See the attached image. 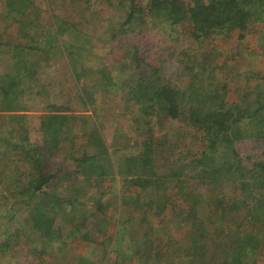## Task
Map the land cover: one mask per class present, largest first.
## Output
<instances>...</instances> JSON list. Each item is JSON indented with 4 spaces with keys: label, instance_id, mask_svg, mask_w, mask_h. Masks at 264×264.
I'll use <instances>...</instances> for the list:
<instances>
[{
    "label": "trees",
    "instance_id": "obj_1",
    "mask_svg": "<svg viewBox=\"0 0 264 264\" xmlns=\"http://www.w3.org/2000/svg\"><path fill=\"white\" fill-rule=\"evenodd\" d=\"M43 1L49 42L38 40L42 23L18 16L17 38L0 35V210L8 215L0 225L25 215L43 243L34 247L38 259L57 241L72 250L101 235L100 243H121L140 212L133 229L140 241L130 245L142 259L171 264L165 254L184 248L183 264H256L264 257V67L250 70L257 83L237 99L229 97L230 76L218 71L242 57L240 42L250 58L264 57V0H74L89 15L93 5L122 8L124 27L102 40L64 16V0ZM35 2L7 0L0 18ZM253 28L262 52L248 40ZM206 47L219 52L215 65L199 59ZM110 91L136 102L126 113H142L134 114L140 146L114 149L100 133L94 141L102 111L92 106L105 105ZM78 123L86 127L84 152L61 157ZM158 127L167 132L158 136ZM153 188L163 195L143 202ZM112 193L125 213L110 214ZM161 214L176 219L168 241L149 220Z\"/></svg>",
    "mask_w": 264,
    "mask_h": 264
},
{
    "label": "rangeland",
    "instance_id": "obj_2",
    "mask_svg": "<svg viewBox=\"0 0 264 264\" xmlns=\"http://www.w3.org/2000/svg\"><path fill=\"white\" fill-rule=\"evenodd\" d=\"M0 0V11L5 7L4 3H6L5 0ZM140 1V0H139ZM55 3L61 2V0H54ZM21 4V3H20ZM92 13L85 14L83 9H80L79 7H76L74 4V0H64L62 10H64L63 14L64 16H67V18H73L71 19L73 22H77V28H82L83 30L87 31L90 35H94V37L99 39H109L111 38L112 34L118 33V31L124 27V13L120 6H116L114 8L106 7L104 5H93L92 6ZM96 9V11H95ZM94 11L96 13H94ZM21 14H12L11 18L3 16L4 18H0V35L2 32L6 33L5 38H10V40L14 41L17 36L16 34L19 33L21 26L18 22H15L17 16L21 17L23 20L27 18L26 20H29L30 22H36V24L42 23L41 28H36L35 31L40 34L39 41L49 42L48 35L51 32V29L49 27V22L45 23V19H47L48 15L45 11V5L43 0H36L35 4L32 6V8H24L19 11ZM72 15V16H71ZM92 15V16H91ZM13 19V20H12ZM46 24V25H45ZM83 24V25H82ZM47 27V28H46ZM26 28H24L25 30ZM31 30H34V25ZM254 30H259V28L252 29V33L250 34L251 37H248V40H251L254 44V46L257 47V51L262 52L261 49H258V33L255 34ZM43 32V33H42ZM159 34V33H156ZM21 35V34H19ZM98 36V37H97ZM51 38V37H49ZM53 38V37H52ZM51 38V39H52ZM255 38V39H254ZM238 51L242 53V57H238L236 59V63L230 62L229 65L223 66L218 72L221 71L219 74L220 78H227L229 77V80H227L228 84V91L230 93V98H232V95H235V99L240 97V95L253 83H257L256 76L251 75L250 78V70H256L257 72L260 68L264 67V57L262 55H259L257 58L252 57L250 58L249 52H251V49L248 51L247 46L240 42L237 45ZM104 51L106 49L104 48ZM94 52L98 53L99 55H102V50L97 48L96 45L94 47ZM202 56H199L200 60H203V63H208L211 65L216 64V59L218 58V53L214 52L212 53V49L205 48L201 52ZM58 60V59H57ZM59 63V66H62ZM4 71L8 70L7 62L4 60ZM93 65V63H92ZM64 67V66H63ZM10 70V68H9ZM230 72L229 74H223L224 72ZM218 79L219 81L223 82L221 79ZM106 104L105 105H93L92 108L96 109L97 112L99 110L102 111V113H99L101 115V118L98 119L101 124L96 123L95 129H92L91 132L93 134L94 141L99 142V133L102 135L101 137L105 140L106 144L108 146H112L114 149L118 148L120 146H127L128 144H138L140 146V131L137 127V122L134 121V114H137L138 117L141 116V112L138 110L134 113L128 114L126 113V108L128 105L134 107L136 102L133 99H120L117 97V95H114L113 92L104 93ZM131 96V95H130ZM104 98V97H103ZM122 100V101H120ZM133 100V102H131ZM129 101V102H128ZM101 106V107H100ZM112 106V108H109ZM78 111L84 112L85 114L91 113L90 111H85L84 108H79L78 105ZM131 116V117H129ZM90 121V119H89ZM88 121V122H89ZM173 122H167V127L169 129H172L175 126ZM172 127V128H171ZM13 131L11 127H8ZM86 129L85 125L80 126L79 123L76 125L74 130L69 128L71 130L72 134H67L62 141L61 145V157H69L71 154L72 157L76 156V151L81 154V152H84L83 147L86 146L87 142L86 135L84 134V130ZM166 131L165 128H156L155 133L160 136L164 134ZM9 133V132H8ZM6 134V137H9V134ZM155 134V135H156ZM70 140H73L72 142ZM72 149V151H71ZM248 149V148H246ZM78 155V154H77ZM60 157V158H61ZM67 162H71L68 161ZM3 163L2 168H3ZM11 165V164H10ZM13 170H9L8 174L13 173ZM117 190H120V192H124L125 184L121 181L119 184H116ZM135 191V187L133 188ZM137 190V189H136ZM7 192V191H5ZM70 193V192H69ZM8 194V193H6ZM112 207L110 208V214L117 213L119 211L124 212L126 210V207H120V203H118V198L116 197V193H112ZM163 195L162 190L159 189H148L146 192L143 193L142 201L146 202L151 198H155L157 201L160 196ZM132 208V207H130ZM128 209V208H127ZM169 214H172V212H168ZM137 215L134 216L136 219L137 225L136 227H133V229H137L140 226V212H136ZM5 215L2 210H0V220L4 218ZM204 216V215H201ZM164 217L161 215H152L149 220L150 223L154 225L153 234L156 235V230L158 232H161L164 234V237L168 241V237L173 234L174 230H176V219L169 218L164 220ZM16 220H13L12 218H8V220H5L4 224L0 225V264H162L163 262L155 261L154 259L148 258V254L144 255V259L140 258V256H136L135 251L136 250L133 246L130 245V242L132 240L140 241V230L137 231V236H133L134 230L131 229H125V233L123 234V240L121 243H114L111 241V237H115L116 235V229L111 227L108 232L106 233V237L110 240L106 241L105 243H100L103 241L104 237L101 235L98 242L95 243H87L84 244L80 243V246L78 245L77 248H74V250L68 248L63 249L64 247L62 244L57 241L53 244L52 247H49L48 250H44L41 257L38 259H35L34 257V247H36L38 244L40 247L43 245L42 242L39 240V235L32 234V231L27 228L28 224L25 219V215L22 216H16ZM134 222V221H133ZM145 226V225H144ZM128 230V231H127ZM133 230V231H132ZM147 230V229H146ZM114 232V235H113ZM145 232V231H143ZM141 231V233L143 234ZM152 234V233H151ZM152 234V235H153ZM112 238V239H113ZM70 242H76L73 239L70 240ZM78 241L75 243L77 245ZM148 242H145L143 244H147ZM9 247L6 246V245ZM183 244H188L185 240L183 241ZM45 248L47 246V242L44 243ZM74 245V247H75ZM128 246V247H126ZM145 247V246H144ZM142 246V248H144ZM118 249L117 252H112L114 249ZM140 248V245H139ZM177 248V247H176ZM174 249V248H173ZM178 249V248H177ZM105 250H108L110 252V257L105 258L104 252ZM187 250V248L185 249ZM134 254L135 256L131 255ZM184 254V248L183 250L178 251V253H171L168 252L165 254V262H172L171 264H183V260H181V257H183ZM185 257V256H184ZM183 257V258H184ZM187 258V257H185ZM184 258V261L187 262ZM255 263L257 264L259 260L262 261L264 259L263 256L255 257ZM163 260V261H164ZM254 261H252V264ZM165 264V263H163Z\"/></svg>",
    "mask_w": 264,
    "mask_h": 264
}]
</instances>
